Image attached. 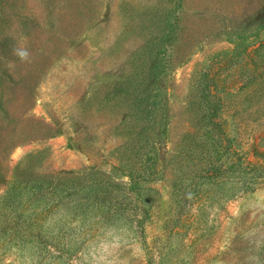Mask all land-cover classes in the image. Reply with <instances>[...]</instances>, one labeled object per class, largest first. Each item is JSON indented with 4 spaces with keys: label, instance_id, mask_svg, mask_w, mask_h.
Segmentation results:
<instances>
[{
    "label": "rangeland",
    "instance_id": "374dc122",
    "mask_svg": "<svg viewBox=\"0 0 264 264\" xmlns=\"http://www.w3.org/2000/svg\"><path fill=\"white\" fill-rule=\"evenodd\" d=\"M0 264H264V0H0Z\"/></svg>",
    "mask_w": 264,
    "mask_h": 264
},
{
    "label": "clouds",
    "instance_id": "9594fccd",
    "mask_svg": "<svg viewBox=\"0 0 264 264\" xmlns=\"http://www.w3.org/2000/svg\"><path fill=\"white\" fill-rule=\"evenodd\" d=\"M18 55H19V57L22 60H27L28 59V53H27V51H20V52H18Z\"/></svg>",
    "mask_w": 264,
    "mask_h": 264
}]
</instances>
